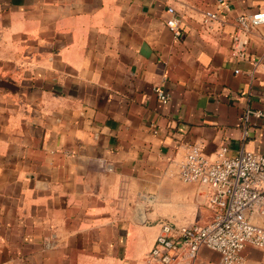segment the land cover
<instances>
[{
    "label": "crops",
    "instance_id": "1",
    "mask_svg": "<svg viewBox=\"0 0 264 264\" xmlns=\"http://www.w3.org/2000/svg\"><path fill=\"white\" fill-rule=\"evenodd\" d=\"M223 1L0 0V264H158L161 222L212 218L178 175L189 145L264 151V26L231 53L235 17L264 0ZM218 259L201 247L192 264Z\"/></svg>",
    "mask_w": 264,
    "mask_h": 264
},
{
    "label": "built area",
    "instance_id": "2",
    "mask_svg": "<svg viewBox=\"0 0 264 264\" xmlns=\"http://www.w3.org/2000/svg\"><path fill=\"white\" fill-rule=\"evenodd\" d=\"M227 8L228 4L219 0ZM171 17L166 26L175 37L181 34L179 18L168 7ZM217 11L203 13V23L219 20ZM264 26V11L241 13L235 17V30L231 39V53L237 59L249 51V32ZM264 44V36L262 37ZM161 103L169 94L156 87ZM255 116H264L255 112ZM248 113L245 119H248ZM101 167L103 164L101 163ZM178 175L185 182H194L207 191V206L212 218L205 223L177 225L169 221L160 223L153 246L146 255L147 262L158 264H192L201 247L219 253L216 264H242L240 252L245 246L264 251V151H240L234 156L221 154L210 160L200 146L191 144L179 164Z\"/></svg>",
    "mask_w": 264,
    "mask_h": 264
}]
</instances>
